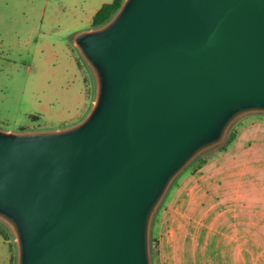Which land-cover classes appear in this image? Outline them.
<instances>
[{
    "label": "water",
    "instance_id": "1",
    "mask_svg": "<svg viewBox=\"0 0 264 264\" xmlns=\"http://www.w3.org/2000/svg\"><path fill=\"white\" fill-rule=\"evenodd\" d=\"M73 44L92 107L66 128L0 129V219L17 264H153L176 178L264 113V0H124Z\"/></svg>",
    "mask_w": 264,
    "mask_h": 264
},
{
    "label": "rangeland",
    "instance_id": "2",
    "mask_svg": "<svg viewBox=\"0 0 264 264\" xmlns=\"http://www.w3.org/2000/svg\"><path fill=\"white\" fill-rule=\"evenodd\" d=\"M92 2L0 0V129L15 132L60 129L75 125L87 116L95 99V79L74 46L73 36L93 27ZM260 121L264 122V113L240 118L223 143L202 153L176 178L155 213L158 242L153 244V264H161L164 236L171 238L169 249L195 246L200 249L202 246L197 245L198 241L186 239L188 234L203 231L199 224L195 226L196 220L189 214L192 208L189 200L197 190L199 201L204 195L208 196L201 170L209 161L232 148V134L237 138L244 134L238 146L241 166L236 177L241 187L240 199L251 200L252 173L264 163L259 144L263 135H256L264 132V126L258 124ZM252 133L256 136L249 146ZM174 234L178 237L175 240ZM2 242L0 234V244ZM5 248L1 247L0 252ZM11 250L13 264H17L14 239ZM180 260L177 264H208V254L188 256L187 251Z\"/></svg>",
    "mask_w": 264,
    "mask_h": 264
},
{
    "label": "crops",
    "instance_id": "3",
    "mask_svg": "<svg viewBox=\"0 0 264 264\" xmlns=\"http://www.w3.org/2000/svg\"><path fill=\"white\" fill-rule=\"evenodd\" d=\"M113 1L93 0L90 7H93L90 13L93 20L105 4ZM258 124L264 126L262 121ZM243 135L241 133L234 144L232 143V148L209 161L201 170L205 185L208 186V196L204 195L203 200L199 201L200 192L197 190L189 200L192 207L189 214L195 218V226L199 224L203 231L199 234H195L196 231L188 234L186 239L188 242L198 241L200 243L197 245L202 246L200 249L195 245L191 249L178 247L169 249L171 238L167 239V236H164L161 243V264H177L187 251L188 256L208 254V264H264V163L252 173L251 200H241V187L236 176L241 166L238 163L240 161L238 146L243 141L241 139ZM256 135H263L259 139V144L264 153V132ZM256 135L252 133L250 136L249 146L253 145L251 141ZM262 157L264 161V156ZM0 234L3 237L0 250L1 247H6L0 252V264H13L11 250L13 239L4 236L1 226ZM175 238H178L177 234L173 235V240Z\"/></svg>",
    "mask_w": 264,
    "mask_h": 264
},
{
    "label": "trees",
    "instance_id": "4",
    "mask_svg": "<svg viewBox=\"0 0 264 264\" xmlns=\"http://www.w3.org/2000/svg\"><path fill=\"white\" fill-rule=\"evenodd\" d=\"M123 1L124 0H114L110 4H105L97 12V14L94 16L92 28H99V27L103 26L104 24H106L108 21H110L111 18L116 14V12L121 7ZM237 137L238 136L236 134L231 135V144L237 139ZM154 220H155V215H154V218L152 221V228H151V238H150L151 255L154 253L153 252V250H154L153 244L155 243V241L158 242V240L156 239V234H155ZM0 221L2 222V224L0 223V225L2 227L4 236H6L9 239H14V235H13L11 228L5 222H3L1 219H0ZM152 260H153V258H152Z\"/></svg>",
    "mask_w": 264,
    "mask_h": 264
}]
</instances>
